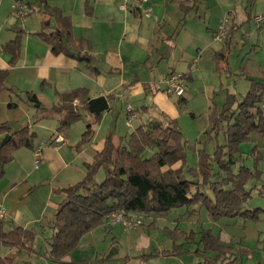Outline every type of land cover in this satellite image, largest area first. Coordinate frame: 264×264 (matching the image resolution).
<instances>
[{"label":"crops","instance_id":"0c3cea01","mask_svg":"<svg viewBox=\"0 0 264 264\" xmlns=\"http://www.w3.org/2000/svg\"><path fill=\"white\" fill-rule=\"evenodd\" d=\"M14 1L0 0V69H9L8 87L14 88V91L9 89L5 91L14 96H25L27 91L35 92L40 101L33 106L36 111L39 108L41 117H57L58 122L60 115L53 112L51 107L60 102V93L71 92L78 87L88 88L91 99L105 95L110 108L99 114L101 119L98 122L96 121L98 114L91 111L86 113L92 122H97L94 139L86 147L90 159L85 157L80 148L64 145L68 144L67 131L64 135L61 134L65 142L58 148L48 146L44 149L38 167L35 165L33 149L21 156L24 157L21 163L23 166L27 163L26 160L34 161L35 172L24 171L26 173H23L24 177L15 173L13 176H4L0 179V206L2 205L5 210L3 217L0 213V219L4 222L6 230H11L17 225L32 229L30 227L37 222L36 211L41 206L45 209L53 200L52 204L56 210L60 200L65 197L62 189L83 178L86 163L92 162L96 152L104 148L110 132L113 133L114 141L118 143L121 137L129 135L140 122L147 126L167 122L166 119L178 121L183 112V104L190 101L187 93L193 86L202 84L225 89L228 88L226 86L229 81L236 78L229 75L232 72L217 71L216 68L206 69L202 66L205 50H210L213 56L225 47L224 40L217 39L222 18L217 22L206 23L203 11L206 7L225 9L223 16L230 14L233 22L229 27L234 30L238 27L237 15H233L235 9H232L237 6L233 5L234 0H150L153 7L150 18L139 12L122 10L120 5L123 0H24L28 2L29 11L23 16L13 14ZM46 5L59 8L71 18L73 37L81 41L82 54L91 57L90 65L87 61H80L63 53L55 54L47 42L35 35L41 28ZM52 23L56 24L54 18ZM20 30L25 32L23 50L16 65L11 66V55L3 51L2 46L14 39ZM184 33L189 34L193 45L196 46V52L191 55L188 52L189 46L182 43ZM204 44L205 46H202ZM250 58L254 61L247 76L264 80V62L259 58L258 60ZM171 72L187 75V90L184 96L176 99L165 90V77ZM247 76L240 77L239 84H242L240 91L230 93L243 97L250 88ZM244 79L249 81L243 82ZM235 85H238L237 80ZM180 98L185 99V102H179ZM118 106H121V112L117 109ZM128 106L134 108L138 118L133 126L127 125ZM212 109L211 105L209 113ZM38 113L37 111L36 114ZM54 135L56 133L41 140L35 147ZM2 138L0 134V141ZM30 196L34 198L27 214L23 212L22 207L24 199ZM193 207L196 209L195 212L199 211V206ZM233 218L244 219L241 216ZM248 220L244 219V222ZM6 221H10L8 229ZM115 225H107L108 228L106 225H100L85 234L82 239L96 231L112 232ZM243 226L246 227L245 224ZM213 234L218 236L219 242L229 247V252L220 257L218 262L226 258V261H236L234 264H243L241 260L247 257L246 264H249V257L254 254L253 249L249 247L248 232L236 236L234 233L226 234L222 229ZM234 242L237 244L236 248L230 246ZM80 247L81 245L78 246ZM163 250L153 254L139 253L140 255L136 254V257L142 258L141 264L152 261L148 256L155 259L173 258L174 255H167ZM16 252V249H10L9 252L2 253L14 256ZM49 252L50 250L44 257L51 259ZM73 253L74 251L65 257L66 263L78 259L72 256ZM241 253H244V257H240ZM217 254L213 253L214 256ZM16 256L18 257V254ZM31 256L33 257V254ZM213 260L207 259L204 262L210 264L214 262Z\"/></svg>","mask_w":264,"mask_h":264},{"label":"trees","instance_id":"16d2710c","mask_svg":"<svg viewBox=\"0 0 264 264\" xmlns=\"http://www.w3.org/2000/svg\"><path fill=\"white\" fill-rule=\"evenodd\" d=\"M253 1L249 0V3ZM43 13L45 17L35 35L47 42L55 54L63 53L90 65L91 57L82 54L81 41L73 37L71 18L59 8L48 5ZM53 18L56 24L52 23ZM231 32L232 28L224 40V49L215 57L228 60ZM24 33L18 31L14 39L2 46L3 51L11 55V66L16 65L21 57ZM94 69L97 71L96 67ZM8 76L9 69H0V96L6 89L14 91V88L8 87ZM247 78L250 88L243 97L229 93L222 106L213 107L207 138L203 142L204 147L198 151L195 166L189 164L186 152L188 140L176 119H167L166 126L161 123L138 126L129 135L121 137L118 143L110 132L104 148L96 152L92 162L86 163L84 178L62 189L65 197L50 222L53 229L49 252L51 259L66 262L65 257L78 248L85 234L100 225L109 227V216L113 212L166 216L173 209L200 205L215 219L241 216L259 220L264 208L251 209L247 203L253 192L249 184L260 170L256 167L254 172L243 162L240 147L250 140L253 132L264 134V81L250 76ZM21 99L32 104L40 103L33 91H27ZM59 99L60 102L51 107L60 115L56 134L67 132L75 122L84 118V114L91 113V96L86 87L60 93ZM179 102L184 103L185 99L180 98ZM8 106L15 108L19 103L11 101ZM100 119L101 115H97L96 121ZM96 121L87 124L75 147L81 148V145L93 141ZM214 131H223L224 141L218 142L210 151L205 145L212 140ZM0 134L3 136L0 141L1 179L6 164L14 159L16 150L22 147L35 149L37 133L29 126L12 131L4 123L0 125ZM101 170L105 172V178L98 182L96 175ZM35 239L34 230L21 225L6 230L0 219V264H17L14 256L3 255V248L31 253ZM202 243L205 249L213 248L218 253L215 261L229 252V247L219 242L218 236L209 230L202 236ZM179 253L176 243L173 250L165 251L167 255ZM235 262L225 258L219 264Z\"/></svg>","mask_w":264,"mask_h":264},{"label":"rangeland","instance_id":"374dc122","mask_svg":"<svg viewBox=\"0 0 264 264\" xmlns=\"http://www.w3.org/2000/svg\"><path fill=\"white\" fill-rule=\"evenodd\" d=\"M233 5H237L236 8L233 7L232 9H235L233 15H237L236 23L238 27L231 32V45L227 51L228 62L225 59L215 57V55L212 56L210 50H205L202 66L206 69L215 70L216 68L217 71L232 72L229 75L236 78L235 80H230L226 86L228 88L225 89L222 87L216 89V87L202 84L193 86L191 91L187 93L190 101L187 104H183V112L179 116L178 124L188 140L186 152L191 166L197 164L198 151L204 147L203 142L207 138L206 132L210 128V106H222L231 91L236 93L240 91L242 86V84H239L241 81L240 77L246 78L249 75V67L251 68L253 65L252 61L254 60H251L250 57L256 60L259 58L260 61L264 62V24H259L255 20L256 15L264 16V0H254L252 4L249 3V0H234ZM224 10L206 7L205 11H203L206 23L210 21L211 23L213 21L217 22L221 18L223 20L225 17V15L223 16ZM228 16L231 21L229 25H231L233 21L230 14ZM182 43L184 46H189L188 52L190 55L196 52V46L193 45L192 38L188 33H184ZM202 46H205V44ZM236 80L238 82L237 86L235 85ZM246 80L244 79L243 82L249 81L248 79ZM173 98L176 99L178 96L173 95ZM11 101L18 102L19 106L15 108L9 107L8 104ZM34 105L36 106V104L22 100L21 95H10L7 91H3L0 96V125L6 123L11 127L12 131L29 126L31 131L37 132L34 140V145H36L41 140L56 133L59 122L57 117H41L42 113L39 108L37 110L39 113L36 114L37 111L33 107ZM117 109L119 112L122 111L121 106H118ZM89 122H92V120L88 118L87 114H84L83 119L75 122L68 130V144L64 143V145L66 147L68 145L75 147L81 140ZM157 123H161L164 126L167 125V122ZM141 125H144V123L140 122L138 126ZM61 134L64 135L65 132ZM212 136V140L205 145L210 151L215 148L218 142L222 143L224 141L223 131H214ZM87 145H81L80 149L85 153V157L90 159V153L86 151ZM240 148L243 151V162L254 172L257 171L256 167L260 170L255 180L249 184V188H253V192L247 206L251 209L264 208V134L253 132L250 140L243 142ZM30 150L32 149L28 147L16 150L14 159L5 166L4 176L10 177L16 173L24 177V171L35 172L33 160L32 162L26 160L27 163L24 166L21 165L24 161V157L22 158L21 156L27 154ZM104 178L105 172L103 170L99 171L96 175V180L101 182ZM32 198L34 197L30 196L24 199L22 207L24 213H29L28 207ZM52 202L45 209L41 206L36 211L35 218L37 220L35 221L37 222L30 227L36 233L34 250L31 253L26 250L17 251L18 257L16 256L17 254H14L17 264H25V262H29V264H141L142 261L140 259L142 258L140 256L136 257V254H153L158 250L172 249L175 243L179 246V254L174 255L173 258L155 259V257L151 258L152 256H148L152 259L148 264H199L200 262L207 264L204 262L207 259H214V262H209L210 264H219L220 262L215 261L217 255H213L216 251L213 248L205 249L204 244H201V238L205 231L209 230L211 233H218L222 229H224V233H234L236 236L240 233L243 235L248 232L249 247L253 249L252 253L254 254L253 258L249 257V264H264V213L256 221L248 220L244 222V219L233 217L215 219L205 207L200 205H196L199 206L198 212H194L193 206H184L173 209L166 216H160V214L156 213L148 215L137 213L135 215L143 220V225L125 229L124 225L118 224L115 225L112 232L96 231L93 235L84 237L79 243L81 247L74 250L72 256L78 259L73 260L71 263L56 262L44 257L47 251L50 250V238L53 234L50 222L54 220L56 210ZM9 222L6 221L5 223L7 229ZM244 224L246 227L243 226ZM230 246L236 248L237 244L234 242ZM115 247L117 249H114ZM5 251L9 252L10 249L3 248L2 252L4 253ZM163 251L165 252L166 250ZM31 254H33V257ZM241 256L244 257V253H241ZM247 260L248 258L244 257L241 261L246 264Z\"/></svg>","mask_w":264,"mask_h":264},{"label":"built area","instance_id":"2783aa9c","mask_svg":"<svg viewBox=\"0 0 264 264\" xmlns=\"http://www.w3.org/2000/svg\"><path fill=\"white\" fill-rule=\"evenodd\" d=\"M122 10L139 12L143 16L150 18L153 14V7L150 4V0H123V3L120 5ZM29 11L28 4L24 0H15L13 4V14L18 16L26 15ZM255 20L259 24H264V16L257 15L255 16ZM230 18L226 16L223 19L222 25L220 30L217 33V39L224 40L228 35L230 29ZM166 87L165 90L168 94L176 95L178 97L184 96L187 90V80L186 76L183 73L179 72H171L167 74L165 77ZM128 117L127 121L130 126H133L134 122L138 119L134 112V108L132 106H128L127 108ZM65 142V139L61 134H56L52 136L49 140L42 142L40 145L36 146L34 149L35 153V165L36 167L39 166L43 151L48 146H53L58 148L60 144ZM0 213L3 217L5 215L4 207L0 206ZM109 225L115 224H123L125 229H130L134 226L143 225V220L138 218L136 215L133 214H125L123 212H113L109 216L108 220Z\"/></svg>","mask_w":264,"mask_h":264},{"label":"water","instance_id":"95a60500","mask_svg":"<svg viewBox=\"0 0 264 264\" xmlns=\"http://www.w3.org/2000/svg\"><path fill=\"white\" fill-rule=\"evenodd\" d=\"M89 105L90 111L98 115L110 108L108 99L105 95L92 98L89 102Z\"/></svg>","mask_w":264,"mask_h":264}]
</instances>
